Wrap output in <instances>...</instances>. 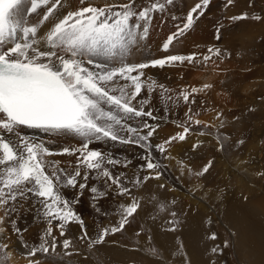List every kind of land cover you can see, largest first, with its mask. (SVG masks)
I'll use <instances>...</instances> for the list:
<instances>
[{
	"label": "snow or ice",
	"instance_id": "obj_1",
	"mask_svg": "<svg viewBox=\"0 0 264 264\" xmlns=\"http://www.w3.org/2000/svg\"><path fill=\"white\" fill-rule=\"evenodd\" d=\"M212 0H198L189 9L182 22L175 26L162 44L161 50L169 52L170 46L178 42L208 11ZM233 0H227L231 5ZM175 0H0V264H10L12 249L9 233L17 236L23 251L20 255L28 264H41V257L53 264H62L63 256H83L89 260L90 253L108 242L112 235L123 233L126 226L143 210L141 199L134 189H143L150 179L159 181L167 165L164 161L174 159L173 142H186L189 134H195V126H201V136L215 135L216 151H225L227 134L220 129L226 126L223 110L216 111L220 125L202 122L191 107L185 112V120L177 123L178 131L163 142L153 143L158 135L160 119L154 113L153 93L165 101L173 100L167 95L171 90L158 84L146 75L148 69H163L185 64L204 63L220 59L231 53L219 47H209L207 54H168L161 58L136 62L134 54L146 48L154 19L159 15H171ZM249 19L248 13L229 17V22ZM257 21L264 19L254 16ZM223 24L215 27V39H222ZM198 47V45H197ZM201 57V59H198ZM218 67V65H217ZM213 87L204 84L177 94L173 103L181 100L194 104L195 94ZM254 111V109H249ZM238 119V117H234ZM25 129L46 134L45 141L38 135L25 134ZM78 139L77 146H60L52 138ZM240 139L236 143L244 144ZM205 141H196L191 151L196 152ZM120 144L141 149L144 161L139 168L146 174L135 175L129 181L126 173L114 174L112 168L123 164L126 169L130 159H116L103 145ZM100 145V147H93ZM153 152L158 153L154 156ZM57 155L73 157L68 167L50 159ZM159 157H163L161 160ZM183 175L199 180L210 173L214 158L204 163L199 170L177 162ZM70 169V170H69ZM264 176V173L261 174ZM95 178L96 183L90 184ZM127 181V182H126ZM131 185V186H130ZM167 186L159 184V188ZM65 189L76 190L72 200L63 193ZM87 190L91 197L90 207L98 217H107L103 201L109 197L128 198L120 205L116 224L97 227L90 235L83 216L73 205L80 202ZM203 191L194 184L193 192ZM150 202L156 216L164 217L166 230L175 233L180 227L181 213L175 208V199L162 194H150ZM247 199V197H244ZM25 206L34 209L37 219L45 225L38 245L29 246L23 241L22 230L15 219ZM80 227L75 242L68 237L69 225ZM58 232V236L54 235ZM151 228L141 224L136 235L150 233ZM63 237L58 243V238ZM149 241L152 236H147ZM215 241L217 234L211 233ZM81 245L84 252H81ZM228 247L225 241L223 248ZM219 245L211 248L213 254H221ZM60 249L63 255L57 250ZM71 249V251H70ZM150 257L159 255L155 248L147 249ZM178 254L185 255L182 245Z\"/></svg>",
	"mask_w": 264,
	"mask_h": 264
},
{
	"label": "rangeland",
	"instance_id": "obj_2",
	"mask_svg": "<svg viewBox=\"0 0 264 264\" xmlns=\"http://www.w3.org/2000/svg\"><path fill=\"white\" fill-rule=\"evenodd\" d=\"M197 2L198 0L195 2L175 0V5L171 9V14L178 18L175 21L171 19V15H165L163 18L157 15L153 21L158 27V42L155 43L157 48L155 49V45L153 46L148 37L143 56L137 58L136 52L132 59L139 61L141 58V61L168 55L169 52L161 50L162 44ZM242 13H248L249 19L229 22V17ZM254 16L264 17V0H233L231 5L227 4V0H212L206 14L197 20L185 36L174 42V46H170L169 51L171 54L193 52L207 54V49L215 46L230 52V58H226L227 53H225L220 59L213 57V60L206 65L185 64L145 70L149 74H146L147 76L151 75L150 77H153L158 84H163L171 90L167 95H171L173 100L182 90L190 91L192 87H202L204 82L201 79L191 78V75L199 72L204 73L203 75L207 74V84L213 86L207 89L208 92L195 94L194 104L186 105L182 100L178 103L168 100L167 112L164 111L165 101L159 95L162 90L153 93L154 113L160 117L155 122L160 124V128L153 143L163 142L165 138L178 131L177 123L185 120L188 107H191L193 112H199L197 118L202 122L216 126L220 125V120L216 119V111L223 110L226 126L219 131L221 134H227L228 138L224 141L226 150L223 152L215 150L216 129L212 130V136H201L199 129L202 125H193L196 129L195 134L190 133L186 142H173L171 154L174 159L164 161L167 167L161 179L159 181L150 179L143 189L133 190L134 195L141 199L143 210L126 226L125 231L112 235L108 242L99 248L98 254L90 253L89 260L85 261L82 255L63 256L62 264H252V257L248 254H252L254 247H256L255 256L263 259L264 246L261 243L244 241L246 247L240 245L237 224L229 214L231 205L237 197L244 203L241 205L248 207L253 200L264 202V178L261 176L264 173V161L261 157L264 152V19L257 21L252 19ZM218 23L224 25L220 41L215 39V27ZM240 139L245 141L244 144L236 143ZM200 140L205 141L203 146L196 152L191 151V145ZM59 143L60 146H77L79 141L69 137L62 144ZM58 145L53 144L52 148L58 149L60 147ZM102 149L110 151L122 162L126 158L131 160V164L126 169L123 164L112 168L114 174L126 173L129 181L135 175L143 177L146 174L139 168L144 162L141 159L143 155L141 149L120 144L103 145ZM153 155L158 156V153L153 152ZM56 157L61 159L60 166L65 168L68 167L67 161H74L73 157L61 158V155ZM159 158L163 160V157ZM213 158L214 166L210 173L199 180L188 176L187 173L182 175L180 165L177 163L182 160L185 164H190L193 169L199 170L204 163ZM89 183L95 184V178L90 179ZM161 183L167 187L159 188ZM194 184H198L203 191H196L193 195ZM63 194L72 200L76 190L65 189ZM150 194H162L169 200L175 199V208L181 213L180 227L175 233L162 230L168 227L164 223V217L157 216L155 221L151 219V216H156L157 213L153 211ZM79 199L80 202L73 207L83 216L90 235L98 226L116 224L120 205L129 202L128 198L109 197L103 201V210L108 212V216L98 217L89 206L91 197L87 190ZM37 216L38 214L34 222L39 223L44 229L45 225L37 219ZM251 222V219H246L248 225ZM141 224L145 228H151V232L137 236L136 232ZM213 232L217 234L215 241L210 239ZM258 232L264 236V226L260 227ZM149 234L152 236L151 241L147 239ZM67 235L75 242L76 237L80 235L79 225H69ZM61 238L63 237L58 238V243L64 239ZM225 241L228 242V247L223 248ZM181 245L185 255L178 254L177 250ZM217 245L223 248L221 254L211 252V248ZM148 248H155L159 255L150 257ZM57 251L63 255L60 249ZM81 252H84L83 245ZM40 259L41 263L49 261L53 264L43 257Z\"/></svg>",
	"mask_w": 264,
	"mask_h": 264
},
{
	"label": "bare ground",
	"instance_id": "obj_3",
	"mask_svg": "<svg viewBox=\"0 0 264 264\" xmlns=\"http://www.w3.org/2000/svg\"><path fill=\"white\" fill-rule=\"evenodd\" d=\"M98 2L103 3L104 0H98ZM109 2H121V0H109ZM192 2H193V0H192ZM194 2H195V0H194ZM71 3L73 5H75L76 0H71ZM67 4H68V0H65L66 7H67ZM193 5H194V3H193ZM157 28L158 27L156 26V24L152 23V27H151L150 35H149V41L153 44V46L155 45L154 46L155 49L157 48V44H155V43L158 42V39H157L158 29ZM158 48H159V46H158ZM144 50H145V48L141 49L140 51H137V58L144 53ZM162 53H164V52H162ZM161 54H160V56H161ZM169 54H171L170 51H169ZM140 59H139V61H140ZM139 61H136V62H139ZM203 71H205V70H203ZM248 72H251V71H248ZM199 73L191 75V78H199L204 82V84H207L208 83L207 74L203 75L204 73L203 74L200 73V75L202 74L200 76ZM146 74L149 75L148 73H146ZM155 75L156 74L154 72V76ZM204 91L208 92L207 89H205L201 92H204ZM217 104H218V102H217ZM24 131H25V134H28V135H33V134L38 135L41 138H43L45 141H48L50 139L46 134L34 132V130L25 129ZM52 139L56 140V143H54L56 145H58L59 142H61V144H62V142L67 140V138H52ZM71 139H74V138H71ZM50 146L53 147V144ZM58 146H60V145H58ZM54 147H56V146L54 145ZM261 157L263 158V161H264V152H263V155ZM54 158L58 161L61 160L59 157H56V156ZM61 158H62V156H61ZM50 159H52V158H50ZM260 165L263 166L261 163H260ZM255 174L257 175V173H255ZM262 177L264 178V176H262ZM241 204H244V203H242L241 198L239 199L237 197L234 200L233 204L231 205V208L229 211V214L231 215L233 220L236 222L237 227H238V231H239L238 238H239L240 245L242 247H246L244 241H252L255 243H261V245L264 246V236H261L258 232L260 227L264 226V221H262V219H264V202L260 201V200H253L250 203L251 206H249V207L245 206V205H241ZM36 213L37 212H35L34 209H32L28 206H25V208L20 213H18L15 217V219L17 221V226L20 227L22 230H24L22 232L23 241L26 242L30 247L34 246V245H38L40 243L41 234L43 232V228L41 226H39V223L37 224V222H34V218L38 214V213L37 214ZM246 219L252 220L250 225H248L246 223ZM54 235L58 236V232H54ZM9 236H10V248L12 249L10 264H28V259L20 255V252L23 251V248L21 247L20 243L18 242L17 236L13 233H9ZM61 239H63V238H61ZM35 243H37V244H35ZM255 250H256V247L253 248L252 254H248V255H251V257H252V259H251L252 264H264V260H263L264 255H263V259L257 258L254 254ZM263 254H264V249H263ZM41 264H50V262L44 261Z\"/></svg>",
	"mask_w": 264,
	"mask_h": 264
}]
</instances>
